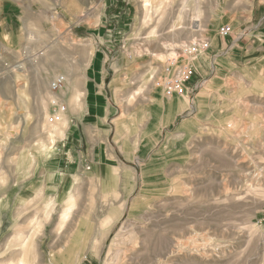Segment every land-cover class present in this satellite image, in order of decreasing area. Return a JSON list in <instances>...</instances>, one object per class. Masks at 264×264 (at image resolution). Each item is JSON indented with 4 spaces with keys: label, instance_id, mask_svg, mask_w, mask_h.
<instances>
[{
    "label": "rangeland",
    "instance_id": "obj_1",
    "mask_svg": "<svg viewBox=\"0 0 264 264\" xmlns=\"http://www.w3.org/2000/svg\"><path fill=\"white\" fill-rule=\"evenodd\" d=\"M145 1L0 0V264H264V0ZM197 39L210 48L184 54ZM190 66V91L167 95ZM64 73L68 120L52 125ZM85 84L113 97L109 147L134 163L121 182L88 178L87 161L53 203L42 177L67 170Z\"/></svg>",
    "mask_w": 264,
    "mask_h": 264
},
{
    "label": "crops",
    "instance_id": "obj_2",
    "mask_svg": "<svg viewBox=\"0 0 264 264\" xmlns=\"http://www.w3.org/2000/svg\"><path fill=\"white\" fill-rule=\"evenodd\" d=\"M102 67L101 65L99 71L101 83L95 82V84L105 83L106 77ZM88 78L89 71L87 80ZM196 78L197 73H195L192 81L186 84L187 92L190 91V87L194 84ZM100 88L96 89L95 87L94 91H88L85 84L83 88L84 107L80 111L74 109L71 118L69 117V121L72 122L71 129L68 130L67 137L60 141L61 146L59 148V152L66 159L67 170H61L62 163L58 161L55 162V167H58L57 170L48 171L42 177L45 179L42 195L51 196L53 203L58 204L59 196L62 193L70 194L71 191L68 185L70 181L77 177L76 169L81 166L85 167L87 161H92L91 163L95 164L94 166L92 164L93 167H88L87 170H91L87 175L88 178L96 180L119 179L121 182L125 178L121 164L123 162L134 163L132 160L129 161L124 154H121L120 150V154H118L116 149L113 148L112 150L109 147L111 146L109 143L111 133L124 123V119L122 115L117 113L118 109L111 102L113 97H110L108 92L100 91ZM110 125L112 128L110 127L109 130L108 126ZM121 147L124 148L125 146L121 144ZM74 157L77 158L76 168H73V164H67L68 160ZM111 165L118 167V170L115 171ZM103 168H106L107 171H103ZM79 174L84 176V172ZM121 189L122 187L118 188L120 193L122 192ZM115 203L118 204V199L115 200Z\"/></svg>",
    "mask_w": 264,
    "mask_h": 264
},
{
    "label": "built area",
    "instance_id": "obj_3",
    "mask_svg": "<svg viewBox=\"0 0 264 264\" xmlns=\"http://www.w3.org/2000/svg\"><path fill=\"white\" fill-rule=\"evenodd\" d=\"M234 29L231 25H225L220 28V34L222 37H229L233 34ZM210 48V43L208 41L197 39L193 40L188 46L183 49L184 54L198 56L201 53L207 51ZM196 71L190 67H185L182 73L173 81H169L167 84V95L173 96L177 93H184L187 91L186 84L191 82ZM66 84L65 76L57 75L50 84V88L53 93L59 94L63 90ZM59 97V96H57ZM52 113L48 117V122L52 125L58 124L63 120L64 113L67 111V106L59 101V98L52 100Z\"/></svg>",
    "mask_w": 264,
    "mask_h": 264
},
{
    "label": "bare ground",
    "instance_id": "obj_4",
    "mask_svg": "<svg viewBox=\"0 0 264 264\" xmlns=\"http://www.w3.org/2000/svg\"><path fill=\"white\" fill-rule=\"evenodd\" d=\"M147 1V0H146ZM145 1V2H146ZM161 2V1H160ZM252 2V1H251ZM148 3V2H147ZM146 3V4H147ZM148 4H150V3H148ZM251 4V3H250ZM159 5V4H158ZM161 6H162V4H160ZM146 6V5H145ZM145 8V7H144ZM186 8V7H185ZM147 10V9H146ZM160 10V9H159ZM157 11H158V8H157ZM182 11H184V10H182ZM195 11V10H194ZM161 12V11H160ZM198 12V11H197ZM156 13V12H155ZM187 13V12H186ZM146 14V13H145ZM197 14V13H196ZM155 15H157V13L155 14ZM148 16H150L151 17V15H150V11L147 13V18H149ZM197 16V15H196ZM195 16V17H196ZM153 17V16H152ZM146 18V17H145ZM190 21V20H189ZM193 21H197V19H194ZM189 24V23H188ZM192 26H193V28H194V23L192 24ZM199 27V26H198ZM184 25H180L179 27H178V29L180 30V31H182V30H184ZM156 32V31H155ZM154 32V33H155ZM152 33V32H151ZM153 34V33H152ZM157 34H158V32H157ZM158 36V35H157ZM160 36V35H159ZM17 37V36H16ZM164 37V36H163ZM8 38V37H7ZM9 39V38H8ZM13 39V38H12ZM161 41V40H160ZM160 41H158V43H160ZM167 41V40H166ZM165 41V42H166ZM152 42V41H151ZM147 43V42H146ZM182 44H184V43H182ZM162 45H163V43H162ZM180 45V44H179ZM187 45V44H186ZM174 46V45H173ZM172 46V47H173ZM176 46V45H175ZM153 47H157V45H154ZM159 47V46H158ZM167 47V46H166ZM185 48V47H184ZM173 49V48H172ZM169 51V50H168ZM32 56V55H31ZM98 57V56H97ZM66 73H68V72H66ZM66 73H64V76H65V79H66V86L63 88V90H61L60 91V93L59 94H55V93H50L51 94V97H50V101H51V103H52V100H57L58 98H59V101H66V102H68L69 103V95H70V93H71V89H70V87H71V85H72V80H71V77H69ZM62 75V74H61ZM101 83V82H100ZM41 89V88H40ZM77 90V89H76ZM90 90H92V91H94L95 90V86H92L91 88H90ZM40 94V93H39ZM49 96V95H48ZM57 96H59V97H57ZM71 96H72V94H71ZM45 97V96H44ZM48 98V97H47ZM43 101V100H42ZM43 106H44V104H43ZM49 108V107H48ZM45 111V110H44ZM66 115H68L67 114V112H65L64 113V116H63V120H64V122H66L67 120H68V116H66ZM66 116V117H65ZM48 117V116H47ZM63 122V123H64ZM62 191H63V189H62ZM61 192V191H60ZM64 193H62L60 196H59V201H61L63 198H64ZM69 202V205H68V207L67 208H65L63 211H62V214H61V216H60V220H59V222H58V229L60 230L62 227H63V225H64V223H65V221H66V219H67V217H68V215H69V213H70V211H71V209L73 208V198L72 197H70V196H68V198L65 200V202ZM70 216V215H69ZM59 230H57V231H59ZM18 242H21L22 243V246L25 248L26 246H28V243L30 242L29 241V239H27V238H21V237H19L18 238ZM78 257H81V256H78ZM83 257V256H82ZM25 260V259H24ZM23 259H21V260H19L18 261V263L17 264H26L25 263V261H24ZM80 260V259H79ZM80 261H78V263H79Z\"/></svg>",
    "mask_w": 264,
    "mask_h": 264
}]
</instances>
